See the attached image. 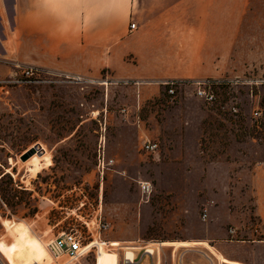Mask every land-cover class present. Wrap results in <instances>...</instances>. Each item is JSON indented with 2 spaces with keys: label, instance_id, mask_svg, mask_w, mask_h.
I'll use <instances>...</instances> for the list:
<instances>
[{
  "label": "rangeland",
  "instance_id": "1",
  "mask_svg": "<svg viewBox=\"0 0 264 264\" xmlns=\"http://www.w3.org/2000/svg\"><path fill=\"white\" fill-rule=\"evenodd\" d=\"M230 5L231 20L243 14L235 48L245 56H230L217 78L167 80L181 84L174 99L167 81L112 83L105 73L87 79L31 65L14 48L13 13L1 14L0 80L25 68L44 75L0 88V264H123L132 253L108 242L179 249L205 244L207 230L222 233L221 225L235 244L264 241V225L250 213L249 174L264 165V0ZM204 81L217 97L212 108L195 95ZM147 140L155 152L144 150ZM99 219L109 224L100 238ZM71 231L100 252L56 263L47 243ZM254 252L264 256V248Z\"/></svg>",
  "mask_w": 264,
  "mask_h": 264
},
{
  "label": "crops",
  "instance_id": "2",
  "mask_svg": "<svg viewBox=\"0 0 264 264\" xmlns=\"http://www.w3.org/2000/svg\"><path fill=\"white\" fill-rule=\"evenodd\" d=\"M3 13H13L14 48L27 53L17 56L70 77L97 79L105 73L112 83L160 86L167 80L220 77L230 56H245L235 48L243 14L231 20L230 0H0V18ZM153 92L159 94V88ZM146 94L141 90L140 96ZM249 174L255 197L250 213L264 225V165ZM241 214L250 218L248 211ZM220 228L222 233L208 229L207 241L197 242L202 245L149 244L153 256L144 254L143 243L127 247L117 241L113 248L122 256L130 251L133 264H264V256L254 252L264 241L235 244Z\"/></svg>",
  "mask_w": 264,
  "mask_h": 264
},
{
  "label": "built area",
  "instance_id": "3",
  "mask_svg": "<svg viewBox=\"0 0 264 264\" xmlns=\"http://www.w3.org/2000/svg\"><path fill=\"white\" fill-rule=\"evenodd\" d=\"M131 29H135L134 24L131 25ZM43 75L44 72H40L39 70L32 68H25L22 70L20 76H13L0 80V88L2 90L7 91L8 88L11 86L29 84V83H38L40 82ZM164 87L166 89L167 95L171 99H174L178 93V90L181 87V84L175 81H168L164 83ZM195 95L199 100L203 101L208 107H214L216 105L217 97L213 90V84L210 81L197 83L195 87ZM233 111L236 112L235 109ZM260 116H261L260 109L257 108L254 112V117L258 119L260 118ZM143 148L146 152L153 153L158 149V144L147 140L143 144ZM140 190L142 194L148 195L151 192V185L149 183H141ZM203 219L206 221L207 211H204ZM108 229H109V224L104 221L102 222V220L99 219L97 236L100 238L99 232L107 231ZM230 233H234V231L231 230ZM96 243L97 241H93L92 243L84 244L81 237L78 236L76 233L72 231L61 232L54 239L50 240L47 243V251L51 259L56 261V263L62 259H67L68 261L73 262V261H78L86 253L92 250H94L98 254L100 252V249ZM111 245L112 244L106 246L105 244L106 247L112 248L113 246ZM151 245L149 244L142 245L144 254L153 256L154 248L152 247L151 249ZM133 263H134V259H127L125 256L123 260V264H133Z\"/></svg>",
  "mask_w": 264,
  "mask_h": 264
},
{
  "label": "bare ground",
  "instance_id": "4",
  "mask_svg": "<svg viewBox=\"0 0 264 264\" xmlns=\"http://www.w3.org/2000/svg\"><path fill=\"white\" fill-rule=\"evenodd\" d=\"M175 246H176V247H177V246H178V247H179V246H183V247H184V246H185V247L187 246V247H188V246H190V245L187 244V243H178V244H176ZM224 262H225V261H224ZM34 264H37V263H34Z\"/></svg>",
  "mask_w": 264,
  "mask_h": 264
},
{
  "label": "snow or ice",
  "instance_id": "5",
  "mask_svg": "<svg viewBox=\"0 0 264 264\" xmlns=\"http://www.w3.org/2000/svg\"><path fill=\"white\" fill-rule=\"evenodd\" d=\"M0 250H2V245H0Z\"/></svg>",
  "mask_w": 264,
  "mask_h": 264
}]
</instances>
